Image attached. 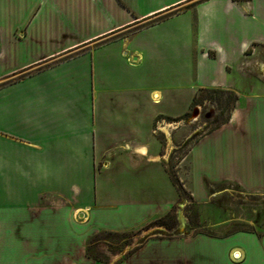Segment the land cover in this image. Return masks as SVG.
Wrapping results in <instances>:
<instances>
[{"label": "crops", "instance_id": "crops-1", "mask_svg": "<svg viewBox=\"0 0 264 264\" xmlns=\"http://www.w3.org/2000/svg\"><path fill=\"white\" fill-rule=\"evenodd\" d=\"M180 17L189 38L166 55L152 43L128 47L129 34ZM147 59L238 97L230 120L190 149L191 178L198 157L206 189L191 179L195 197H206L207 181L264 193V0H0V264H89L95 234L133 231L170 212L147 205L143 187L132 190L136 179L122 198L105 200L115 169L126 178L148 177L152 166L167 172L158 120L184 115L194 98L183 112L159 109L160 80L147 71L150 91L111 124L109 72ZM101 206L116 223L98 219ZM230 235L148 236L114 264H223L224 255L225 264H247L245 248L218 249L216 239ZM261 256L264 264V247Z\"/></svg>", "mask_w": 264, "mask_h": 264}, {"label": "rangeland", "instance_id": "rangeland-1", "mask_svg": "<svg viewBox=\"0 0 264 264\" xmlns=\"http://www.w3.org/2000/svg\"><path fill=\"white\" fill-rule=\"evenodd\" d=\"M187 21L188 19L184 17L173 18L166 20L165 23L155 29L137 34L133 32L129 34L128 47L152 43L153 49L157 48L160 55H166L169 45L175 47L182 45L184 39L185 41L188 40ZM193 27L194 24H192V30ZM190 37L194 41L192 42L193 46L197 47L193 31L190 33ZM108 40L109 38H101L97 44ZM147 45L145 53L148 50ZM147 62L148 59L143 64H126L123 66L120 64L124 70L116 68L109 72L108 87L110 89L108 91L111 92L109 98L111 124L114 123V119L117 120L116 114L122 106L134 104V96L139 91L143 93L150 91L151 86L143 83V77L148 74L147 71H157L160 80L156 85L160 92L159 109L183 112L189 96L193 94L195 96L199 92L201 84L196 80H188L184 76L177 78L182 66L177 65L168 68L167 62H162L161 59L159 65H154L155 67L147 64ZM169 75L172 76L168 79ZM124 76V80L120 82ZM257 91L260 89L258 88ZM225 92L216 93L212 96L204 93L205 96L200 97L201 99L197 104L191 103L188 114L186 115L187 112L184 114L186 116L181 115L173 120L159 118L156 126L161 141L159 158L168 170L165 172L166 175L152 166L148 168L150 171L148 177L139 175L136 178H126L124 175H119L118 169L114 170V175L107 177L108 183L105 193L108 198L105 200L122 198L123 194L120 193V190L129 188L131 182L136 179L139 186L133 182L134 187L132 188L134 189H130L135 191V188L143 187L144 196L149 195L151 199L149 203H146L147 205L153 209L160 208L163 210L171 207V210L166 215L161 216L167 224L157 223L155 222L156 219L142 228L129 232L107 231L95 234L86 247V253L90 258L89 264L118 263L126 254L137 249L138 245L148 236L196 234H210L220 237L231 234L229 237L216 239L218 249H223L225 252L230 246H241L247 251L249 259L247 264L262 263L264 236L263 239L260 236L264 233V193H249L234 181L227 180L221 183L207 181L206 197L197 199L192 188L191 179H193V185L198 192H200L199 189L204 182L201 176L202 166L198 157L196 158V169L191 178L190 149L192 145L203 135L228 122L234 107L238 104V100L230 94V91ZM116 94L120 99L115 98L117 97ZM195 108H198L196 114L194 113ZM109 132L113 135V128L111 130L109 128ZM197 148L198 146L196 150ZM202 190L206 189L203 188ZM174 197L176 199L171 205V199ZM200 197L203 196L200 194ZM109 209H111L110 206L102 207L101 212L105 210V218L100 217L98 219L116 223L115 216L111 214L113 209ZM222 261L223 264L226 263L225 255Z\"/></svg>", "mask_w": 264, "mask_h": 264}, {"label": "trees", "instance_id": "trees-1", "mask_svg": "<svg viewBox=\"0 0 264 264\" xmlns=\"http://www.w3.org/2000/svg\"><path fill=\"white\" fill-rule=\"evenodd\" d=\"M195 3H191V4H188L185 6V8H190L191 6H193ZM172 12H168L162 16H159L156 20L160 19V18H163V17H166L170 14H172ZM225 91L227 90H223V89H217V88H201L199 90V92L194 96L193 100H192V103L193 104H197V102L202 98L204 97V93H208L210 94V96H212L213 94H216V93H219V94H222V93H226ZM230 94L233 95L236 99H238L237 95L230 91ZM201 97V98H200ZM188 114V112L186 113V115ZM184 115V116H186ZM175 119V118H174ZM173 120V119H172ZM168 171V170H167ZM155 222L157 223H160V224H167L166 220L163 218V217H159Z\"/></svg>", "mask_w": 264, "mask_h": 264}, {"label": "water", "instance_id": "water-1", "mask_svg": "<svg viewBox=\"0 0 264 264\" xmlns=\"http://www.w3.org/2000/svg\"><path fill=\"white\" fill-rule=\"evenodd\" d=\"M198 112V108H195L194 113L196 114Z\"/></svg>", "mask_w": 264, "mask_h": 264}, {"label": "built area", "instance_id": "built-area-1", "mask_svg": "<svg viewBox=\"0 0 264 264\" xmlns=\"http://www.w3.org/2000/svg\"><path fill=\"white\" fill-rule=\"evenodd\" d=\"M235 254H233V256H234ZM235 258H239L240 256H239V254H238V256H234Z\"/></svg>", "mask_w": 264, "mask_h": 264}, {"label": "bare ground", "instance_id": "bare-ground-1", "mask_svg": "<svg viewBox=\"0 0 264 264\" xmlns=\"http://www.w3.org/2000/svg\"><path fill=\"white\" fill-rule=\"evenodd\" d=\"M238 252V251H237Z\"/></svg>", "mask_w": 264, "mask_h": 264}]
</instances>
